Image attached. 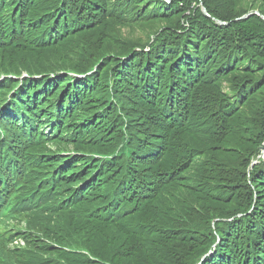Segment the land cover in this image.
Returning <instances> with one entry per match:
<instances>
[{"label":"trees","instance_id":"1","mask_svg":"<svg viewBox=\"0 0 264 264\" xmlns=\"http://www.w3.org/2000/svg\"><path fill=\"white\" fill-rule=\"evenodd\" d=\"M263 152L264 0H0V264H264Z\"/></svg>","mask_w":264,"mask_h":264},{"label":"clouds","instance_id":"2","mask_svg":"<svg viewBox=\"0 0 264 264\" xmlns=\"http://www.w3.org/2000/svg\"><path fill=\"white\" fill-rule=\"evenodd\" d=\"M12 223L15 224V226H12V228H14L15 230H17V231L25 230V224L18 225L16 222H12ZM12 223H10V224H12ZM14 240H16V239H14ZM12 245H14L12 248L25 246L24 242L22 240H20L19 238H18L17 242H15V243L12 242V244L10 243V246H12Z\"/></svg>","mask_w":264,"mask_h":264},{"label":"rangeland","instance_id":"3","mask_svg":"<svg viewBox=\"0 0 264 264\" xmlns=\"http://www.w3.org/2000/svg\"><path fill=\"white\" fill-rule=\"evenodd\" d=\"M126 33H129V31L128 30H124L123 31V34L125 35ZM140 35H142V31L141 30H137V31H135V36H140ZM262 155H264V152L261 154V156ZM263 158H264V156H263ZM255 163V161L253 162V164ZM12 226H15V224H11Z\"/></svg>","mask_w":264,"mask_h":264},{"label":"water","instance_id":"4","mask_svg":"<svg viewBox=\"0 0 264 264\" xmlns=\"http://www.w3.org/2000/svg\"><path fill=\"white\" fill-rule=\"evenodd\" d=\"M203 12L205 13V10H203ZM206 14V13H205ZM250 14H258L256 11L255 12H251ZM249 15V14H248ZM247 15V16H248ZM247 16H244V17H247ZM220 25H224V23H221V22H218ZM264 155H262L263 157Z\"/></svg>","mask_w":264,"mask_h":264},{"label":"bare ground","instance_id":"5","mask_svg":"<svg viewBox=\"0 0 264 264\" xmlns=\"http://www.w3.org/2000/svg\"><path fill=\"white\" fill-rule=\"evenodd\" d=\"M22 163V162H21Z\"/></svg>","mask_w":264,"mask_h":264}]
</instances>
